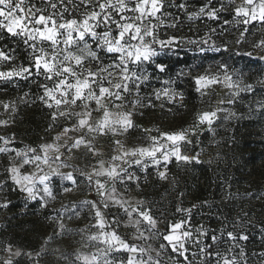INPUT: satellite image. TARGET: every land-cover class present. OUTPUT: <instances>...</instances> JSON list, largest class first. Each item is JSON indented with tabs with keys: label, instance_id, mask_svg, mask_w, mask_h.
I'll use <instances>...</instances> for the list:
<instances>
[{
	"label": "rangeland",
	"instance_id": "1",
	"mask_svg": "<svg viewBox=\"0 0 264 264\" xmlns=\"http://www.w3.org/2000/svg\"><path fill=\"white\" fill-rule=\"evenodd\" d=\"M29 2L35 4L37 8L46 9L45 15L52 11L44 3V0H29ZM55 2L59 6V0H55ZM241 2L242 0H236L237 5ZM75 3L79 4V0H75ZM65 4H67V0H65ZM181 4L185 7H179ZM235 6L230 5L229 0H163L162 11L157 13L163 23L153 21L157 24L155 35L158 40L167 41L174 38V42L163 48L159 44L153 45L158 55L142 65L144 73L149 76V79L140 82L138 94L133 85L131 94H125L123 101H116V103L123 102L127 105L120 111L132 112L131 119L134 125L120 135L90 133L87 128L64 134L62 130L65 127L71 128L72 124L76 122V118L73 117L72 121L63 117H59L55 121L52 119V113L56 111L55 106L48 108L40 100L44 91L41 84L51 86L52 82L46 81L42 75L33 74L27 79H14L11 82L0 81V121L6 120L8 122L7 126H0V137L9 138L11 142L7 147L19 150L30 147L36 149V152L29 153V156L33 154L43 156L42 145H59L61 146L60 153L63 154L61 160L66 165V167L60 168V171L73 173L76 181L73 184L70 181L57 178L51 184L53 197H44L42 200L43 193L41 192L37 199L30 200L26 193L19 190L7 173L9 159L15 157V152L0 154V229L6 228L8 233H14L17 230L24 233L23 238L17 239L20 246L0 243V264H4V261L9 259L12 264H80V261L76 260L78 255L97 253L98 249L104 245L88 239L89 236L100 231L97 227H93L97 218L95 216L96 209H93L92 202L96 203L101 212L106 224L105 231H115L122 240L130 245L143 248L150 247L151 251L148 255L152 257L153 261L158 260L159 264H177L179 261V264H184L181 260L183 257L172 252L171 245L163 240V235L167 234L181 235V241L185 243L188 249L186 255L200 258L199 248L205 244V239L198 231L201 228L183 227V223L182 228L176 230L175 233L172 232L171 228L166 233L165 222L154 217L157 221L156 228L153 230L155 234L152 235L151 239L145 240L140 237L136 227L132 226L133 222L129 220L120 205L109 200V206L104 207V201L96 190L95 181L99 179L105 183L107 189L113 187V182L107 176L97 177L93 175L90 184L87 174L99 170L100 161H104L105 168L109 167L110 163L121 164V161H112L111 158L114 155L122 154L123 151L149 147L151 137H160L162 133H178L181 130L187 132L186 141L179 142L181 153L189 157H197V159H191L188 162L214 161L212 154L214 151L207 147L195 151L193 142L203 132L210 130L218 119L231 118L235 100L240 93L245 92L226 86V83L223 82L224 70L222 66H227L229 74H231L232 69L243 70L246 62L243 60L235 61V58L230 54L233 49L264 62V44L261 43L264 41V21L257 19L244 24L242 17H235ZM202 7L205 9L204 13L199 11ZM213 8L217 10V19H211L207 15V12L212 11ZM68 9L69 11L65 13L66 19L79 18L80 14L85 11L82 5L74 8L68 4ZM238 20L240 22H237ZM112 27L115 29V25ZM102 30L100 29V31ZM17 39L20 41L19 49L21 52L16 54L14 59L10 63H6L0 70H7L13 65L21 63L25 66L29 64L30 50L26 48L20 38ZM146 39L150 41L152 37H146ZM45 47H49V45L45 43ZM93 47H95L94 44ZM99 55L105 65L111 63V55L103 51ZM177 58L182 59L180 63L175 62ZM162 60L169 63L163 64L165 71L160 72L156 65L161 64L160 61ZM91 67L95 69L96 65L93 63ZM243 72L244 82L251 84L248 79L250 74L244 70ZM200 76H204L206 80L219 78L222 82L207 84L201 82V85H197L196 78ZM26 80H29L26 86L19 83V81ZM261 80H264V75L256 76L252 85L264 86L260 83ZM165 81H172V83L166 84ZM4 84L10 86L7 88L3 86ZM164 88H170L168 97L162 94ZM158 91L161 92L159 99L155 94ZM178 91L183 92L182 101L175 98ZM190 91L194 93L192 97L195 99L194 103L197 107L194 112H190V109L181 106L187 92ZM233 92L238 94L233 96ZM172 93H175V96H172ZM135 101H139V103L133 108L132 104ZM104 102L110 103L108 100ZM4 103H10L12 107L5 111ZM91 107L95 108L94 102ZM71 111L75 113L81 112L83 109L73 106ZM113 111L117 110L113 109ZM212 111L216 112V116L213 117L211 126L207 122L200 124L199 117L204 112ZM99 115L100 113H93V118L95 119ZM58 135L60 139L56 140L55 137ZM80 138L86 142L90 141L89 146L94 149L95 155L85 145H80L70 151L64 147L65 144L71 145ZM117 140L123 145L122 148L115 143ZM160 142L171 147L170 142L165 140ZM3 146L5 145L0 142V147ZM56 154L54 151L49 152V156L53 158ZM157 156L161 161L158 165L154 164L151 158H144L142 165L132 164L131 166L136 168L138 172L144 173L147 167H152L156 175H159L160 172H165L167 175L165 168L172 159L176 160V158L172 156L165 163L162 157H159V153ZM124 159L131 161L134 158L126 156ZM15 162L18 164L19 158H16ZM57 163L59 162H54L52 167H55ZM123 166L129 167L128 165ZM40 168L43 169V172H50V168L43 163H41ZM20 171L23 174L34 171L40 174L35 164L25 165ZM130 175L132 176V173ZM255 177L251 175L249 179L252 181L256 179ZM126 181L127 176L123 183L118 180L115 182L116 196L127 202L126 207L137 206V202L142 201L138 195V188L134 185H127ZM37 187L41 186L37 185ZM65 187L71 188V191H64ZM248 196L247 205L241 210L242 215H244L246 223L261 230L259 227L261 225L264 227V198L251 199V193ZM10 201L12 204L21 202L25 205L17 213L10 214ZM4 204H7V207H3ZM148 206L147 202H143V208ZM73 208L76 209L75 212L72 210ZM10 217L12 218L8 221ZM114 218L115 222H113ZM60 223L64 225L63 231L59 228ZM146 228V224L140 225L141 231H145ZM184 231H189L192 235L184 238L182 236ZM145 235H150V233L145 231ZM197 240L201 241V245H197ZM238 243L245 249L247 264H264V256L260 255L264 253V239L262 237L238 241ZM161 244L165 245L163 249L160 248ZM9 247L10 251L8 250ZM227 247L228 244H224L220 249L225 250ZM157 252L160 253L159 256H157ZM193 253L196 255L193 256ZM127 256L128 253L123 251L112 253V257L116 261L126 260ZM143 258L147 260L148 256Z\"/></svg>",
	"mask_w": 264,
	"mask_h": 264
},
{
	"label": "snow or ice",
	"instance_id": "2",
	"mask_svg": "<svg viewBox=\"0 0 264 264\" xmlns=\"http://www.w3.org/2000/svg\"><path fill=\"white\" fill-rule=\"evenodd\" d=\"M44 3L52 10L48 15L44 14L46 9L37 8L35 4H31L29 0H0V31H6L11 37H17L22 40L27 49H29V64L25 66L23 63L13 65L7 70H0V81L11 82L14 79H27L35 74L43 76L46 81H51L49 84H41L44 89L40 100L44 102L48 108L55 106L56 111L52 113V119L55 121L59 117H63L68 121H72L73 117L76 122L71 128L65 127L62 131L67 134L70 131L87 128L90 133H99L107 135H120L127 132L133 127L132 112L120 111L126 108L127 105L123 102L125 94L132 93V86H135L137 94L140 89V82L147 81L149 76L144 73L142 65L149 62L153 57L158 55L154 44H159L161 48L171 45L174 38L169 40H158L155 35L156 23L163 21L157 13H161L163 8V0H79V4L75 0H59V6L55 0H44ZM68 4L74 8L82 5L85 9L80 14L79 18L66 19L65 13L69 11ZM230 5H236L234 8L235 17H242V22L248 24L251 20L264 21V0H242L240 4H236V0H229ZM179 7L184 8L181 4ZM223 7V5H222ZM200 13H204L205 9L200 8ZM211 19H217V10L207 12ZM118 17V19H117ZM237 22H240L239 20ZM115 25V29H113ZM100 29H103L100 31ZM243 35V33H242ZM146 37H152L149 41ZM45 43L49 47H45ZM264 44V41L261 42ZM93 44L95 47H93ZM103 51L112 56V61L109 64H104L99 53ZM14 59V55L0 49V69L6 63H10ZM96 67L93 69L92 64ZM156 67L160 72L165 71L163 64H157ZM224 70V81L230 89H239L240 91H251L252 84L244 82V72L240 69H232L231 74L226 65L222 66ZM182 75V73H181ZM204 83H221L219 78L206 80L204 76L196 78L197 85ZM166 84L172 81H165ZM264 84V80L260 81ZM199 91V88L197 89ZM157 99L160 98L161 92L155 93ZM162 94L168 97L170 88L162 89ZM238 93L233 92V96ZM27 95V94H25ZM175 96V93H172ZM108 100L110 103H105ZM79 102V104H78ZM95 103V108L91 107ZM139 101H135L132 107L135 108ZM231 103V101H229ZM80 107L81 112H72L71 108ZM5 111H8L12 105L4 103ZM116 109L117 111H113ZM15 111L14 108H12ZM93 113H100L98 117L93 118ZM216 112H204L199 117V123L207 122L209 126L213 123V117ZM7 121H0V126H7ZM187 132L181 130L178 133H162L160 137H151L149 147H139L131 151H123L120 155H114L112 161H121V164L110 163L109 167H104V161L99 162V170H94L93 173L87 174V179L90 184L93 175L107 176L112 182L113 187L107 189L105 183L99 179L95 181L96 190L102 200L104 207L109 206L110 200L114 204L120 205L124 213L132 221V226L136 227L140 237L143 239H151L154 235L157 221L150 215V209L143 208V201H138L137 206L126 207V201L120 200L116 196L115 182H124L127 176L131 179L130 173L123 165L131 167L132 164L142 165L144 158H151L154 164H160L162 157L165 163L169 158L174 156L177 161L188 162L197 157H189L181 153L179 142L186 141ZM56 140L60 139L58 135ZM161 140L170 142L171 147L161 143ZM0 142L3 147H0V154L15 152V157H10L7 173L18 186L21 192L27 194L30 200L37 199L39 193H43L44 197H53L52 182L55 179L70 181L76 183L73 173H62L60 168L66 167L63 164L60 153V147L56 144H44L41 146L43 156L29 153H35L36 149L26 148L23 150L7 147L10 140L7 137H0ZM190 143V141H187ZM122 148L120 141H115ZM80 145L88 147L90 152L95 155L94 149L90 145V141L86 142L83 138L76 139L73 144L67 145L68 150L78 148ZM57 153L55 157H50L49 152ZM126 156H131L134 159L129 161L124 159ZM139 157V158H136ZM19 158V163L15 159ZM54 162H59L55 167H52ZM198 162V160H197ZM41 163L50 168V172H43L40 168ZM35 164L39 170L23 174L20 169L25 165ZM161 179L166 178L165 172H160ZM40 185L41 187H37ZM64 191H71V188L65 187ZM43 206V205H42ZM3 207H7L4 204ZM93 209H96L95 216L96 224L100 231L88 237L90 241H98L104 247L99 248L97 253L91 255L77 256L76 260L80 264H159V261H153L149 254L151 248L138 247L130 245L122 240L115 231H105L106 224L101 212L97 208L95 202H92ZM75 212V208L72 209ZM182 211V209H177ZM135 214V215H134ZM71 218V217H69ZM115 222V218L114 221ZM147 225L145 231L150 235H145V231H141L140 225ZM184 222L171 224L170 228L173 233L182 228ZM61 231L64 229L62 223L59 224ZM200 235L207 236L203 230H198ZM192 234L189 231H184V238L190 237ZM227 236V240L223 237ZM163 240L171 245L172 252L177 256L183 257L185 264H192L186 255L188 249L184 242L181 241V235L167 234L163 235ZM210 244H203L199 248L200 264H247V256L245 249L239 245L238 241H246L247 235L241 232L239 235L233 232H221L220 236L213 234ZM231 242V243H229ZM197 245H201V241L197 240ZM220 243L228 244L225 250L219 249ZM164 244L160 245L163 249ZM239 249V251H237ZM10 251V247L8 249ZM127 252L126 260L116 261L112 257L113 252ZM19 255V253H17ZM160 253L157 252V256ZM193 256L196 253L192 254ZM264 256V253L260 254ZM148 256L145 260L143 257ZM4 264H12V261L6 260ZM179 264V261H177Z\"/></svg>",
	"mask_w": 264,
	"mask_h": 264
},
{
	"label": "trees",
	"instance_id": "3",
	"mask_svg": "<svg viewBox=\"0 0 264 264\" xmlns=\"http://www.w3.org/2000/svg\"><path fill=\"white\" fill-rule=\"evenodd\" d=\"M19 43L16 37L0 31V49L15 56L21 52ZM230 54L235 61L246 62L243 70L250 74L248 79L251 84H254L256 76L264 75V62L261 60L248 57L237 49ZM181 60L177 58L175 62L180 63ZM28 82L19 81L24 86ZM193 94V91L187 92L181 104L190 112L197 110ZM193 144L195 151L202 147L214 151V161L185 163L172 159L165 168L167 175L164 180L156 175L152 167H147L142 173L131 166L127 168L128 173H132L131 179L127 177V185L138 188V195L149 205L146 208L150 209V215L165 222L166 233L171 224L183 221V227L201 228L207 233L203 236L205 244L211 243L213 234L220 236L221 232L237 235L243 232L248 239H264L263 225L259 227L261 230L253 228L246 223L241 211L247 205L249 193L251 199L264 198V86L253 85L251 91L240 93L233 104V116L218 119ZM251 175L256 179L251 181ZM12 201L10 214L17 213L25 205L21 202L12 204ZM178 208L182 211H177ZM23 235L20 230L8 233L6 228H1L0 243L20 246L17 239L23 238ZM223 239L227 240V236ZM224 244L220 243L219 249ZM188 258L192 264H200V258Z\"/></svg>",
	"mask_w": 264,
	"mask_h": 264
},
{
	"label": "built area",
	"instance_id": "4",
	"mask_svg": "<svg viewBox=\"0 0 264 264\" xmlns=\"http://www.w3.org/2000/svg\"><path fill=\"white\" fill-rule=\"evenodd\" d=\"M175 98H176L178 101H182L183 98H184L183 92H182V91H178V92H177V95L175 96Z\"/></svg>",
	"mask_w": 264,
	"mask_h": 264
}]
</instances>
